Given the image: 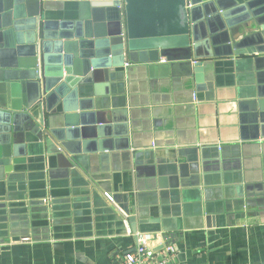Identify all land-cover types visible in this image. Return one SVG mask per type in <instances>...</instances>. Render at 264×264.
Masks as SVG:
<instances>
[{
	"label": "crops",
	"instance_id": "obj_1",
	"mask_svg": "<svg viewBox=\"0 0 264 264\" xmlns=\"http://www.w3.org/2000/svg\"><path fill=\"white\" fill-rule=\"evenodd\" d=\"M53 4L55 19L75 18ZM212 61L198 89L125 78L92 95L95 115L72 141L108 158L81 176L27 153L31 184L0 179V264H115L139 234L156 248L167 238L176 264H264V53ZM45 190L48 216L34 201Z\"/></svg>",
	"mask_w": 264,
	"mask_h": 264
},
{
	"label": "water",
	"instance_id": "obj_2",
	"mask_svg": "<svg viewBox=\"0 0 264 264\" xmlns=\"http://www.w3.org/2000/svg\"><path fill=\"white\" fill-rule=\"evenodd\" d=\"M56 1L75 18L55 19ZM246 53H264V0H0V179L31 184L26 155L36 149L40 170L54 162L51 170L71 180L87 162L106 163V154L80 151L72 141L76 122L95 115L92 95L106 83L183 79L198 89L213 58ZM38 176L46 184L45 173ZM51 196L45 190L34 200L46 214Z\"/></svg>",
	"mask_w": 264,
	"mask_h": 264
},
{
	"label": "built area",
	"instance_id": "obj_3",
	"mask_svg": "<svg viewBox=\"0 0 264 264\" xmlns=\"http://www.w3.org/2000/svg\"><path fill=\"white\" fill-rule=\"evenodd\" d=\"M152 240L154 237L151 234L137 235L133 250L119 256L115 264H176L174 260L177 251L175 245L170 243L167 238L161 237V247L155 250L156 247H153Z\"/></svg>",
	"mask_w": 264,
	"mask_h": 264
}]
</instances>
